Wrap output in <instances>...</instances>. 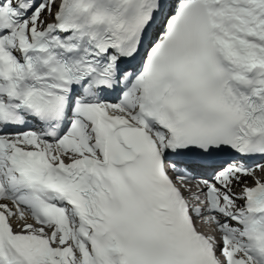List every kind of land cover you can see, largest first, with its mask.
<instances>
[{
  "label": "snow or ice",
  "instance_id": "obj_1",
  "mask_svg": "<svg viewBox=\"0 0 264 264\" xmlns=\"http://www.w3.org/2000/svg\"><path fill=\"white\" fill-rule=\"evenodd\" d=\"M258 172L264 0H0V264H264Z\"/></svg>",
  "mask_w": 264,
  "mask_h": 264
},
{
  "label": "bare ground",
  "instance_id": "obj_2",
  "mask_svg": "<svg viewBox=\"0 0 264 264\" xmlns=\"http://www.w3.org/2000/svg\"><path fill=\"white\" fill-rule=\"evenodd\" d=\"M263 178H264V176H263ZM206 227L208 228L209 226L206 225Z\"/></svg>",
  "mask_w": 264,
  "mask_h": 264
}]
</instances>
